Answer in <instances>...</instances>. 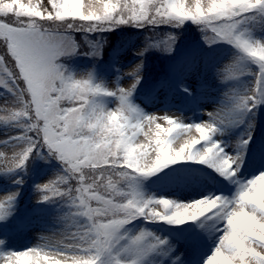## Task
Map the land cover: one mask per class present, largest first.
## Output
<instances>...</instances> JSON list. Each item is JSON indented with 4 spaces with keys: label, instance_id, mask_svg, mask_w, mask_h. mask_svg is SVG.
Instances as JSON below:
<instances>
[{
    "label": "clouds",
    "instance_id": "obj_1",
    "mask_svg": "<svg viewBox=\"0 0 264 264\" xmlns=\"http://www.w3.org/2000/svg\"><path fill=\"white\" fill-rule=\"evenodd\" d=\"M135 2L140 5L139 13L143 14L147 0H135ZM163 4L165 15L172 14L175 17L189 19L200 16L208 20H216L231 18L252 10L264 11V0H191L190 3L186 0H163ZM116 7L117 4L114 0H89L87 6L84 0H0V12L20 13L19 15L0 17V21L17 26L34 24L41 30L85 31L86 25H82L80 22L106 19ZM121 25H127V23ZM244 35L252 43L225 41L237 50L228 65H232L239 75H251L253 69L249 67V64L256 66V61L264 62V46H255V43L260 39L253 38L250 30L245 29ZM11 39L9 34L0 33V58H4L6 61ZM8 67L11 68L12 64L9 63ZM134 69L135 71H133ZM130 71L134 75L133 82L127 87H119L117 91L124 92L131 89L132 93L135 82L139 80V75L136 74V66ZM66 72L71 74L72 79H79L81 83L86 79L84 76L76 77L67 70ZM92 83L99 85V90L92 93L87 92L80 84L73 86L70 80H61L59 85L55 80L46 83L49 99L44 101L43 117L35 111V105L30 103L33 97L27 92L19 97L18 104L15 97L5 96L0 102V108H11L17 117L26 118L18 120L20 126L32 127L35 125L39 127L42 126L45 118L54 115L62 122L63 130L69 132L75 143L82 142L87 146L82 160L77 161L79 166L73 169L77 173L73 180L86 179L93 185H98L97 193L88 204V208L94 209L97 216H120L123 218L127 215L137 213L142 215L147 212L158 217L161 221L180 224L208 215H226L225 223L230 231L222 239L227 251L220 252L214 248L206 257L204 264H264V251L255 247L257 244L264 246V220L258 219L244 206L251 204L264 211V171L248 179L247 191L238 193V210L229 207L220 195L201 197L190 202H177L186 205V207H173V200L156 198L154 202L158 203L163 211L160 208L145 206L144 201L140 199L135 201L117 199L118 197H127L132 187L126 182L127 173L119 171V168L132 169L140 173V176H151L167 165L187 160L185 157L193 155L198 146L209 138L210 131L207 128H197L199 139L187 142L183 141V136L190 129L191 124L177 125L175 128L164 130L169 134L168 138L157 139L154 152L145 151L148 146L140 143L138 139L140 136L146 139L145 129L143 124L136 121L150 118L153 114H146L133 105L129 100L131 95H118L117 91H106V88L101 84L93 81ZM247 87L237 90L243 92ZM102 96L116 97L117 105L112 108L107 107L101 99ZM4 116L5 113L0 112V121L4 119ZM165 119L169 124L174 123L171 117H165ZM157 127L159 128L160 125L158 124ZM32 130L35 134L36 129ZM215 143L219 147L221 142L216 140ZM21 147L22 145H16L12 151H19ZM236 147L235 155L230 154L233 158L226 159L218 167L213 168L221 176L233 177L240 168L243 155V150H240V139L236 142ZM7 150L8 148H5L4 151ZM45 150L47 152V149ZM205 151L211 153L213 149L208 147ZM220 151L223 152L225 149L221 148ZM47 154L58 160L51 152H47ZM133 157L136 159L137 165L143 164L144 167L130 163H121L118 167L112 166L114 162L128 161ZM161 157L165 160L173 159L171 163L166 162L158 171L149 172L151 165L161 162ZM175 157H180V159H174ZM58 161L61 163V167L67 171L66 162ZM200 163H205V161H200ZM134 186L141 192L136 181ZM101 192H108L110 195H101ZM40 197L41 194L38 196L39 200ZM109 203L112 204L111 208L107 207ZM107 222L104 219L97 221L100 224ZM42 237H47L50 241H57L62 239V234H47ZM32 248L27 249L31 250ZM28 250L13 251L10 264H47L45 258L32 257ZM128 257L130 262L133 257L131 254H128ZM87 264H92V262H87ZM103 264H113V255L105 256Z\"/></svg>",
    "mask_w": 264,
    "mask_h": 264
},
{
    "label": "snow or ice",
    "instance_id": "obj_2",
    "mask_svg": "<svg viewBox=\"0 0 264 264\" xmlns=\"http://www.w3.org/2000/svg\"><path fill=\"white\" fill-rule=\"evenodd\" d=\"M87 6L89 0H84ZM117 7L108 15L106 19L97 21H82V25H86L85 31L92 32L102 29H109L122 23L133 24L143 27L161 25H180L184 21L190 20L193 23L200 25L204 31V40L207 43L215 41H229L231 43L249 42L248 37L244 35V30L248 29L246 25L249 22L248 13L243 12L234 15L231 18H220L216 20H208L200 16L189 18L175 17L172 14H164L163 0H147L145 12L139 13L140 5L135 0H114ZM155 4V6H154ZM187 6V5H186ZM259 11V10H258ZM264 13V11H259ZM18 12H0V17L8 15H19ZM71 28V26H69ZM215 30V31H213ZM249 30V29H248ZM0 33L9 34L12 39L10 41V50L8 60L0 58V86L3 87L4 93L10 97H15L17 104L19 97L24 93H29L33 99L30 103L35 105V111L42 117L44 116V101L48 100L46 83L55 80L59 85L61 80H70L73 86L80 84L87 92L92 93L99 90V85L92 83L90 77L86 78L83 83L79 79H72L71 74L57 63V58L65 51H75V46L71 42V37L63 35V31L41 30L34 24L30 25H9L0 21ZM255 46H264V40H259ZM12 67L9 68L8 64ZM256 66L253 70L250 85L243 92L237 89L230 90L227 96V103L215 113H209L211 120L209 122L191 124L190 129L185 134L193 132L198 133L197 128H207L210 131L209 138L198 146L193 155L185 157L190 161H205L212 168H216L226 159L233 157L225 150L220 151L225 147L220 143L219 147L213 139L214 135L220 130L219 125L238 121L239 117L260 103L264 102V62L256 61ZM139 65H136V69ZM135 71V69L133 70ZM222 79H230L239 76V73L232 65H226L222 69ZM106 91H109L106 89ZM118 95H131V89L124 92L117 91ZM0 112L5 113L4 119L0 123L18 128L20 131L16 135L7 137L6 140L0 141L6 145L5 148H14L16 145H22L19 151H12L9 156L7 151L0 152V171L21 168L26 159L34 151L39 154L42 149H47L56 158L65 163V168L62 172L57 173L47 182L37 184L35 187L41 192V201H48L53 198L63 199L68 210L62 215L61 219L64 222L63 229L59 232L62 234V239L50 241L47 237H42L41 241L29 251L32 257H41L47 260V264H101L102 257L109 254L113 255V264H141V258L151 251L158 244H163L164 241L156 238L152 233L140 231L136 234L125 233L124 226L137 217H143L145 220H160L154 215L145 212L142 215L137 213L127 215L121 218L115 217H100L97 216L95 210H90L88 204L90 199L97 193L98 185H93L88 180H75V187H69L73 183V177L77 175L73 171L78 167L77 161L82 160L85 153L86 145L75 143L69 132L63 130V124L54 115L45 118L42 126L32 127L20 126L18 120H25L24 117H17L11 108H0ZM165 117H171L174 123L169 124ZM160 120H164L170 125L164 127ZM145 129V145L148 147L145 151L154 152L156 149L155 141L157 139H167L168 135L165 129L175 128L181 123L176 117L170 115L156 116L145 118L141 121ZM160 125L158 128L157 125ZM251 125L249 124V127ZM33 128L36 129L33 134ZM250 132L240 138V150L242 151L248 143ZM199 139L198 136H193L192 140ZM212 147L211 153L205 151L206 148ZM79 153V155H77ZM173 158L161 157L159 164L151 165L149 172L158 171L164 164L171 163ZM174 159H180L175 157ZM121 163H130L137 165L136 159L133 157L128 161H117L113 163V167H118ZM71 165V167H68ZM144 167L143 164L137 165ZM107 167V166H106ZM119 171L126 172V182L132 185L127 197H118L117 199H131L133 201L140 199L144 201L145 206L163 208L155 203L156 198L145 197L143 193L135 188V177L141 175L138 172L128 168H119ZM72 173L71 175L69 173ZM248 181V180H247ZM247 181L239 183L238 190L232 198L221 196L229 207L238 210L240 191L248 190ZM103 179L101 180V183ZM123 186V185H122ZM64 189V191H61ZM101 195H110L108 192H101ZM16 193H9L0 197V218L5 215V210L9 207ZM173 207H186L176 201L172 202ZM246 209L254 214L258 219L264 220V211L258 207L245 204ZM108 208L112 204H107ZM223 222V229L217 241L215 249L220 252L227 251L225 243L222 239L229 231L228 225L225 223V216H217ZM104 219L107 223H97L98 220ZM2 243V242H0ZM260 251H264V246L255 245ZM50 250V251H49ZM121 253L131 254L133 257L129 262L124 259ZM43 254V255H42ZM13 258V252L0 254V261L3 264H10Z\"/></svg>",
    "mask_w": 264,
    "mask_h": 264
},
{
    "label": "rangeland",
    "instance_id": "obj_3",
    "mask_svg": "<svg viewBox=\"0 0 264 264\" xmlns=\"http://www.w3.org/2000/svg\"><path fill=\"white\" fill-rule=\"evenodd\" d=\"M186 2L190 3L191 0H186ZM187 22L192 23L190 20H187ZM131 25L133 24L117 25L98 31H103L108 36H112V33H115L113 29L124 31L132 27ZM247 25V28L253 33V38L264 40V30L261 32L264 26L259 19L255 23L249 20ZM98 31L66 30L62 34L70 36L71 42L75 46V37L78 39L77 42L80 43L79 38H82L84 33ZM149 34L145 33L143 37L134 36V39L122 45L116 56L112 58V63L107 66L109 71L98 73L101 72L100 69L92 68L88 60L79 64L80 58L77 57L76 61L74 59L75 64L70 72L76 77H90L94 83L101 84L109 91H117L119 87H127L134 80V75L130 69L139 65L136 74L140 75L143 72V60L147 49L146 37ZM83 45L81 44L82 48L79 51H76V48L75 51H65L57 60L68 59V57L63 56L65 54L70 53L72 55L69 57L73 58L72 56L76 55L77 52H86L87 48ZM232 58V53L225 56H216L215 64L209 65L206 62L207 60H204L201 56L194 63L186 61L182 64L178 70V78L179 81L183 82L182 88L188 90L187 95L184 94L182 99H180L182 95L180 91L171 87L163 88L162 85L157 84L156 90L151 91L154 93L135 95L132 91L129 100L146 114L161 117L163 115L174 116L184 124L209 122L211 120L209 113L217 112L227 103L226 94L230 90L249 86L252 80L249 74L235 77L242 80V82L233 78L222 79V69L230 63ZM66 70L69 71V69ZM135 84H137V81ZM158 87L160 88L158 89ZM0 93H4L2 86H0ZM139 94H142V92L139 91ZM5 96L8 95L6 93L0 95V102L3 101ZM101 99L109 108L115 107L118 103L116 97L112 96H102ZM175 101H178L181 105L175 103ZM262 115H264V110L260 102L251 111L239 117L238 121L219 125L220 130L213 137L214 140L221 142L229 154L235 155L237 151L236 142L250 132L248 143L243 149L241 166L236 172V176L239 175L240 177L235 179L234 184L229 181V179H233L232 177L227 180H216V177L221 175L204 164L201 168L205 171L198 169L192 175L182 172L176 176H171L163 182L161 188L149 190L145 197L168 198L176 202H190L201 197H214L217 195L232 198L239 183H243L259 172L264 171V118ZM159 123L164 127L170 126L164 120H160ZM19 131L18 128L0 123V141L16 135ZM193 136H198V133L184 134L183 141L189 142ZM138 139L140 143L146 142L143 136ZM5 147V144L0 143V151H4ZM7 154L12 155L11 147L8 148ZM46 154L40 159V163L32 175V186H28L23 182L24 180L19 176L20 172L0 171V196L16 193L9 207L5 210V215L0 218V242H2L0 243V254L34 247L43 235L58 234L64 227L61 217L68 209L64 211L54 207L45 208L38 205L37 202L41 193L35 186L47 182L57 173L62 172L61 166L56 168L49 163ZM200 218L202 223L194 230H189V233L181 236V239L173 234L168 227H164L156 221L148 223L145 228L141 226L136 228L133 234L144 230L164 241L161 244L162 255L153 257L158 261V264H204L206 257L217 244L223 229V222L215 215ZM121 255L125 258L123 253ZM0 264H3V262L0 261Z\"/></svg>",
    "mask_w": 264,
    "mask_h": 264
},
{
    "label": "trees",
    "instance_id": "obj_4",
    "mask_svg": "<svg viewBox=\"0 0 264 264\" xmlns=\"http://www.w3.org/2000/svg\"><path fill=\"white\" fill-rule=\"evenodd\" d=\"M247 15L252 23H255L258 21V19L261 23H263L262 20H264V13H261L258 10H252ZM186 22L187 20L178 26L161 25L158 27H153L145 25L140 27L131 25L132 27L124 31L113 29L115 30V33H112V36H108V34L103 31L86 34L84 33L82 38H79V40L80 43L84 44L83 46L87 48L86 52H77L76 55L72 56L73 58L69 57L72 54H65L63 56L68 57V59H58L57 61L63 65L65 69H69L68 72L73 70L72 67L75 64L74 62L76 61L77 57L80 58V61L83 59L88 60L95 68H103L112 63V58L116 56L120 45L125 44L135 35H144L145 33H150L147 35L148 45L145 56L147 68L145 78L151 81L157 80L158 75L164 73L178 55L184 57L197 56L198 54H201V52H199V48L197 47H202L209 55L212 56L217 51L215 46L230 45L225 41L207 43L203 38L204 31L202 27L193 22ZM246 27H248V25H246ZM92 36L95 37L93 38ZM74 39L76 51L81 50L82 46L79 41L77 42L78 39L76 37ZM43 151L46 152V150L42 149L39 154H37L35 151L30 154V156L26 159L25 164L21 168H17V171L24 175H28L33 170L34 162L37 161L38 157H40V154ZM48 157L53 162L60 164L58 160L52 158L51 156ZM182 162L183 161H177L173 164L167 165L151 176L144 177L137 175L135 177V181L138 184L140 191L146 187L145 183L147 184L150 181L156 182L157 178L165 173L168 168L179 165ZM72 186L73 188L75 187V181H73ZM42 202L62 210L68 209L66 202L61 198H53ZM144 220L145 219L143 217H137L133 219L124 226L123 231L127 234H130L133 227ZM148 254L149 252H147V254L141 258V260L149 261ZM125 255L128 259L129 257L127 254ZM104 260L105 257H102L101 264H103Z\"/></svg>",
    "mask_w": 264,
    "mask_h": 264
}]
</instances>
